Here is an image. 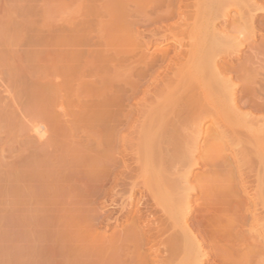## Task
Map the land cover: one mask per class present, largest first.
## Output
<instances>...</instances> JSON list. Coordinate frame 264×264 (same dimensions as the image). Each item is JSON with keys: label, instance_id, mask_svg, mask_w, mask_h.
Listing matches in <instances>:
<instances>
[{"label": "bare ground", "instance_id": "bare-ground-1", "mask_svg": "<svg viewBox=\"0 0 264 264\" xmlns=\"http://www.w3.org/2000/svg\"><path fill=\"white\" fill-rule=\"evenodd\" d=\"M41 1L53 3L54 7L48 9L50 5L46 4L47 10L44 7L36 13L29 6L31 9L25 7L28 10L22 9L20 13L35 12L33 15L41 17L39 23L49 19L47 16L67 13V18L62 19L70 20L69 28H73L68 39L73 38V45L77 46L70 56L74 66L64 71L63 82L59 84L62 92L71 91L77 97L78 109L70 114V129H88L98 147L117 155L119 163L109 165L110 170L120 166L112 189L119 187L123 194L128 193L129 199L138 189L143 193L141 198L147 197L151 202L145 212L158 207L163 213V217L145 225L146 231L138 238L150 248L140 264H207L210 257H213L210 264H224V252L219 249L215 253L212 243L220 244L223 251L264 264V102L243 100L254 80L250 71L242 70L245 85L239 96L236 95L239 84L232 83L225 74L231 65V55H239L243 44L255 34V20L258 14H264V0H129L131 7L127 0H109L110 3L106 2L109 9L105 8L107 4L98 5V0ZM72 4L76 6L68 12V5ZM101 7L107 12L117 8L115 13L123 20L134 23L143 20L145 25H154L149 33L161 32L160 43L172 41L175 47L143 56V65L135 68L99 66L96 57L82 46L89 39L88 16L97 14ZM70 13L80 15L74 18L76 23ZM33 25L34 28L28 29H35L32 30L35 33ZM4 28L3 32L7 30ZM224 28L233 34L225 33ZM23 31L12 37L7 30L1 37L6 38L9 32L8 38H20ZM28 34L23 36L30 43L32 37H27ZM56 37L57 42L62 40L61 35ZM8 38L1 39L15 43ZM257 53L263 54L264 49H257ZM217 57H222L227 67L218 65ZM92 71L97 76L91 82L95 87L81 97V91L72 88L68 77L82 85L80 81ZM148 77L150 83L145 80ZM260 87L264 90V82L261 81ZM128 99L134 101V107L129 106ZM243 108L261 115L245 112ZM240 128H245L246 137H241ZM31 132L37 138L42 137L43 124L33 123ZM245 142L251 144L250 150L243 148ZM223 144L234 147L238 169L234 181L227 186L228 194L221 196L222 206L217 208L208 201L207 160L210 151ZM252 154L259 158L263 172L249 180L242 176L240 161ZM200 166L204 167L202 172L194 173L193 168ZM196 192L200 193L197 200L192 199ZM139 201H134L136 220L144 214L137 208ZM211 226L214 228L210 229Z\"/></svg>", "mask_w": 264, "mask_h": 264}, {"label": "rangeland", "instance_id": "rangeland-1", "mask_svg": "<svg viewBox=\"0 0 264 264\" xmlns=\"http://www.w3.org/2000/svg\"><path fill=\"white\" fill-rule=\"evenodd\" d=\"M13 1L0 0V264H140L141 258L150 253V248L138 238L146 231L145 225H151L155 218L163 217V213L158 207L150 213L145 212L151 202L147 197L142 199L143 193L138 189L130 199L119 187L112 189L118 180L120 166L110 170L109 165L114 161L119 163L117 155L98 147L88 129L76 131L69 127L70 114L78 109L77 97L71 91L68 94L62 92L60 85L64 71L74 63L70 56L77 51L73 38L68 39L73 34V28H69L72 24L69 26L68 23L70 18L66 22L62 17L67 13L58 17L50 15L47 16L49 19L44 18L45 21L39 23L41 17L33 14L44 7L47 10V3ZM107 1L96 3L104 7L110 3ZM48 5V9L54 7L53 3ZM107 5L105 8L109 7ZM13 6H17L18 13ZM29 6L34 7L32 15L20 13L22 9L26 12L28 9L24 8ZM75 6L68 5L67 11ZM105 8L88 16L89 39L82 46L96 57L99 66L131 69L143 65V56L175 47L172 41L160 43L161 32L149 33L154 25H145L143 20L135 23L123 20L116 15L117 8L112 10L115 15L104 11ZM110 13L112 16L108 15ZM72 17L74 20L80 15L74 13ZM28 19L32 20L27 25ZM33 23L35 33L32 32L35 31ZM3 27L12 37H18L22 29L27 28L23 32L31 31L27 37H32L33 42L28 43L30 40L23 36L25 33L15 40L8 38L6 32L8 36L5 37L15 41L9 45L3 41L7 39L1 37V33L7 31L3 32ZM255 27V34L243 44L240 54L231 55V65L225 74L230 76L232 83L239 84L236 93L239 96L245 85L242 70L250 71L254 80L243 100L263 103L264 90L260 84L264 82V53H257V49H264V14H258ZM225 29V33L233 34L230 29ZM69 33L70 36H65ZM56 36L62 43L55 40H58ZM217 61L218 65L227 67L222 57H217ZM95 75L96 71H92L91 75L85 76L84 81H80L82 85L76 84L79 80L68 77L69 84L81 91V97L85 96L95 87V83H91L97 77ZM145 80L150 83L149 77ZM127 103L130 107L135 106L132 99ZM242 110L261 115L249 108ZM36 122L42 123L45 130L40 138L31 132V126ZM238 132L243 138L247 136L245 128ZM229 145L216 146L207 160L210 170L208 201L217 208L222 206L221 196L228 194L227 186L234 181L238 169L236 151ZM243 148L250 150L251 144L245 142ZM258 159L252 154L240 161L243 177L254 180L257 173L263 172ZM203 168H193V172L199 174ZM190 182L194 183L193 177ZM199 196L196 192L192 199L197 200ZM137 200H140L138 210L144 213L138 220L134 217V201ZM212 246L215 253L219 249L224 252V264H258L240 254L223 251L220 244L212 243ZM212 262L213 257L208 258L207 264Z\"/></svg>", "mask_w": 264, "mask_h": 264}]
</instances>
